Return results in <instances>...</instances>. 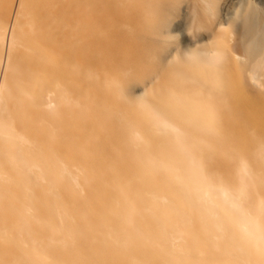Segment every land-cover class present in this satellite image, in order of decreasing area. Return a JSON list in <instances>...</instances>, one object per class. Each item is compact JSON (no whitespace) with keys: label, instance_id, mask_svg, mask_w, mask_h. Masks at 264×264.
<instances>
[{"label":"bare ground","instance_id":"obj_1","mask_svg":"<svg viewBox=\"0 0 264 264\" xmlns=\"http://www.w3.org/2000/svg\"><path fill=\"white\" fill-rule=\"evenodd\" d=\"M191 3L195 49L169 0L128 6L141 75L88 70L82 107L113 1L0 0V264H264V20Z\"/></svg>","mask_w":264,"mask_h":264},{"label":"rangeland","instance_id":"obj_2","mask_svg":"<svg viewBox=\"0 0 264 264\" xmlns=\"http://www.w3.org/2000/svg\"><path fill=\"white\" fill-rule=\"evenodd\" d=\"M108 1V0H106ZM113 1V16H111V19L113 21L112 27L110 26V29L105 28V31L108 32L109 35V50H107L106 53L102 54V56L98 55L95 57V59L92 62H89L86 57L83 58L81 61L83 66L86 69V72L84 75H81L82 82L81 85L84 83V80L86 79V73L88 70L96 71L99 73L102 77L105 78H113L114 80L121 81V83L125 86L126 82L123 79V74L126 72V74H129L128 76H131L130 78H133L134 80H137L139 76L141 75L138 72L131 71V65H133L137 69V65H135L133 61L135 48L129 41V38L121 37L119 36V33L116 34V32L120 30H127L128 27L131 25L134 32L136 29L140 27V24L133 19V15L129 14L128 6L131 7L136 5H140L142 0H112ZM172 4V10L167 15V20L171 22V31L172 35L174 36V40L172 41L173 45H179L180 47H183L184 49H195L196 46L200 45L199 40L204 39L202 42L208 43L207 40L208 37L205 35L204 31V25H206L207 19L209 18V14L201 10V26L198 25V22H192V16L190 9V4L192 0H169ZM85 2V1H84ZM153 3L157 4L158 0H152ZM216 2V6L219 9V17L224 23V26L226 27L229 22H232L234 19V14L236 11L242 15L246 12L248 6H253V26H257L260 22L264 20V0H214ZM83 7H86L83 4ZM128 9V10H127ZM178 9V12L176 13V10ZM133 11H136L133 9ZM240 27V25H238ZM236 27V29H238ZM234 28H228L226 30L221 31L224 35L232 36V32L234 31ZM129 30V29H128ZM264 31V30H263ZM110 32V33H109ZM112 33V34H111ZM121 33V32H120ZM111 34V35H110ZM175 43V44H174ZM233 41H231V44ZM209 49L210 46H208ZM137 64V62H136ZM89 71L90 73H92ZM230 83L232 88L238 90L239 86L234 81V77H236V74L230 75ZM92 89L91 87H89ZM88 88H84V86H81V90L78 92V98H80V102L82 104V107L85 104V101L87 100L86 97V91ZM134 90L136 95L142 94V87L140 85H135ZM96 98H92V100L87 103L89 104L91 109H88L90 111H96L97 115L100 114L99 106L103 104L100 100L97 99V96H94ZM104 99V98H103ZM113 106V101L111 102ZM100 104V105H99ZM115 104L119 105V102L115 101ZM99 105V106H98ZM86 108V107H85ZM106 119V118H104ZM107 120V119H106ZM101 131L103 134H107L106 130H108L107 125H104L101 123L99 127L97 128V131ZM112 125H110V132L112 131ZM223 129V128H222ZM231 129L237 130L240 128L238 126H232ZM247 135L249 133H252L256 130V126L253 127H247ZM238 130V131H239ZM88 135V134H87ZM246 135V136H247ZM236 138H239L238 135H235ZM234 138V136H232Z\"/></svg>","mask_w":264,"mask_h":264}]
</instances>
